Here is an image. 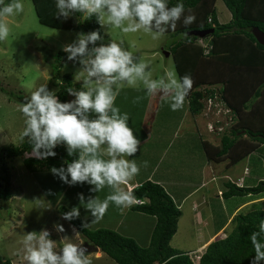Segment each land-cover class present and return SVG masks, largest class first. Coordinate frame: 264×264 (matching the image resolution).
Listing matches in <instances>:
<instances>
[{
	"label": "rangeland",
	"instance_id": "1",
	"mask_svg": "<svg viewBox=\"0 0 264 264\" xmlns=\"http://www.w3.org/2000/svg\"><path fill=\"white\" fill-rule=\"evenodd\" d=\"M80 3L87 11H97L100 14L103 32L101 37H90L87 32L80 29H56L41 24L31 0H0V148L11 144L18 145L31 135L44 131L39 119H35L32 112L33 100L49 98L45 108L40 111L43 116L60 115L68 110L70 103L75 100L76 93H71L66 102H60L54 97L58 89L57 83L61 82L64 74H70L73 83L87 89L88 100H92L96 92L102 91L106 86L147 87L142 92L138 91L140 92L138 96L143 102L146 98L149 100L153 94L168 96L170 93L159 89L163 85L177 89L175 84L179 82L174 61L171 55L165 56L163 51L167 50L170 43L179 40V35L149 29L127 13L123 0H80ZM216 7L218 20L222 23L229 21L231 14L222 0H217ZM202 42L206 43L207 39H203ZM59 50L64 51L65 54L62 58L60 73L56 76L51 62L57 63L55 55ZM44 55L47 56V60ZM262 83L259 85L255 83L252 88V97L247 105L250 111L252 109L249 105L258 101L262 95L261 92L264 91ZM212 87L215 88L216 95L211 102L208 101L209 96L202 98L203 108L193 118L197 120L198 126L201 122L200 125L204 126L205 130H212L214 133L211 134L213 136L211 141L220 144L222 134L227 132L231 125L233 127V123H236L238 118L233 113L231 122V111L220 102L218 88L221 86ZM129 91L121 90L114 100L113 107L111 109H109L110 106L108 107L106 111L108 116L113 114L117 106L115 104L122 103L121 98ZM183 100L174 93L170 99L166 100L165 108L170 107L168 111L164 109L163 115L155 116L152 113V116L147 118V126L152 127L154 133L159 130L167 139L178 136V139L174 138L175 144L179 139L185 138V133L191 131L179 129L174 134L180 117L174 116L171 107L177 110L183 108ZM98 102L99 100L94 103L96 108H98ZM92 104V101H89L88 107ZM261 109L256 107L255 110L259 114L251 115L246 122L248 125L244 129L240 128L239 131L249 129L251 126L264 134V109ZM88 110L86 109L78 116L75 126L82 123L87 127L95 121L96 115L85 117ZM118 119L127 120V117L122 113ZM124 132L127 133L128 130L125 129ZM86 133V138L92 135V131L87 128ZM100 135V132L98 134L95 132L93 137L99 138ZM205 138L208 139V135L205 134ZM196 142L197 140L192 138L188 144L190 156L195 153L193 145ZM155 146H157L155 140L152 137L149 139L147 135L141 143L139 142L135 152L144 154V151L154 149ZM240 161L242 162L237 169L240 166L242 168V164H247L251 170V178L264 177V143L252 152L249 159L243 158ZM172 164L176 166L174 160ZM11 165L13 166L10 172L11 197L8 200H0V262L9 259L12 264L25 262L41 264L48 258L59 259L58 255L62 257L61 251H64V254L67 253L66 251L71 248L66 245H70L74 236L70 231L73 225L59 215L57 212L59 207L76 211L87 229H96L97 226L91 224L90 220L93 211H89V205L86 206L85 199L88 196L84 195L86 194L85 184L80 182V187L72 192L75 184L73 182L71 188L68 185L64 189L67 190L66 194L60 195V192H55L56 185L51 184L47 189H44V182L38 185L36 182L38 175L28 172L21 158L15 157ZM247 181L246 184L256 185L264 179L259 181L248 179ZM175 190L180 191L181 188ZM81 195H83L82 198ZM240 200L242 196L237 195L233 197V201L224 200L225 211H230L236 205L234 202ZM106 207L105 210L98 208L97 211L102 210L100 217L105 214ZM145 216L141 223L142 229L132 232V237L121 233L120 229H117V232L136 240L139 246L147 247L156 218L150 214ZM107 225L106 222V228ZM53 226L60 228L66 239L63 236L59 237V234L58 239L52 236L51 227ZM80 237L83 238L81 234ZM59 240L66 244L64 249ZM145 243L147 245L142 246ZM191 257L194 258V255ZM103 260H111L115 263L112 259ZM64 264H75V262H64ZM94 264L101 263L94 262Z\"/></svg>",
	"mask_w": 264,
	"mask_h": 264
},
{
	"label": "trees",
	"instance_id": "2",
	"mask_svg": "<svg viewBox=\"0 0 264 264\" xmlns=\"http://www.w3.org/2000/svg\"><path fill=\"white\" fill-rule=\"evenodd\" d=\"M31 1L37 19L43 25L56 29H80L90 37L102 36L100 14L87 11L80 0ZM222 1L231 14L230 20L225 23L218 20L217 0H123V3L127 13L149 29L180 36L179 40L169 44L167 50L174 61L191 114L200 113L202 98L215 95L216 90L212 86H221L218 92L231 111V122L233 113L238 119L233 127L231 125L222 134L220 144L206 138L203 148L212 160L228 158L236 163L264 143V134L257 128L250 126L239 131L248 125L246 122L251 115L259 114L256 107L264 109V91L262 95L260 93L258 101L249 105L252 111L247 109L254 84H264V45L259 44L250 32L252 26L264 31V0ZM209 17L211 22H208ZM212 27L214 32L205 38L187 35L191 30ZM203 39H207V42L203 43ZM64 54L59 50L55 55L57 63L51 62L56 76L60 73ZM44 58L47 60L46 55ZM57 85L54 97L60 102H66L71 93H76L68 110L60 115L43 116L40 111L45 108L49 98L33 100L32 112L44 131L31 135L18 145L0 148V200L11 197L10 172L15 157L21 158L27 171L36 175L63 166L72 167L82 156L83 147L70 144L67 131L69 121L86 103V88L73 83L70 74H64ZM212 132L208 131L207 135ZM243 133L248 138L241 137ZM262 191L264 181L248 187L228 181L222 195L228 198ZM130 194L135 198L147 199L134 205L135 210L156 218L147 247L139 246L131 237L120 235L112 229L89 230L83 225L79 214L69 208L59 207L57 212L85 240L97 245L117 264H264V206L255 203L247 210L236 213L225 229L224 237L211 241L195 263V254L180 251L170 244L181 212L164 188L157 182L146 180L135 186ZM0 264L12 263L6 259Z\"/></svg>",
	"mask_w": 264,
	"mask_h": 264
},
{
	"label": "crops",
	"instance_id": "3",
	"mask_svg": "<svg viewBox=\"0 0 264 264\" xmlns=\"http://www.w3.org/2000/svg\"><path fill=\"white\" fill-rule=\"evenodd\" d=\"M107 78L109 79V77ZM175 87H177L176 90L163 85L159 89L170 93L168 96L153 94L149 100L146 98L144 102L138 96V93L147 88L142 86L138 88L133 85L106 86L102 91H99L101 94L96 92V96L92 100H88L86 92V103L69 121L67 131L68 142L83 147L80 160L72 167L63 166L54 170L38 172L36 174L38 181L36 180V182L38 185L41 184L40 182H44V189H47L51 184L56 185L55 192H60V195H65L67 190L64 189L68 185L71 188L73 182L75 184L72 192L79 188L80 182H82L86 186V194L84 195L88 196L85 199L87 200L86 206L89 205V211H93L90 218L91 224L97 226L96 228H106L107 222L108 229L116 230V232L117 229H120L121 233L131 237L132 232L142 229V220L147 215L133 208L137 204L134 201L140 199L145 202L147 199L132 197L130 191L146 180L157 182L164 188L181 212L177 221L176 232L170 244L180 251L200 256L211 241L225 235V229L230 225L236 213L247 210L255 203L264 206V191L258 194L247 193L242 195V200L234 202L235 207L226 212L224 200L233 201L234 196L223 197L225 183L230 181L237 186L248 187L254 186L246 184L248 179L259 181L263 180L264 177L251 178V170L247 164H242V168L241 166L239 168L241 171H239L237 168L242 162L240 160L232 163L228 158L215 161L207 157L203 148V140L206 139L205 134L207 135L208 131L200 125L201 122L198 126L197 120L193 118L194 115L188 108V102L184 98L180 83H176ZM121 90L130 91L121 98L120 102L122 103L115 104L117 106L113 114L108 116L106 111L109 106V109L113 107L114 100ZM135 93H137V97ZM174 93H177L182 100L184 99L183 108L177 110L175 107H171L174 116L180 117L174 134L179 129L191 130L189 133H185V138L179 139L176 144L174 138L176 140L178 136H171L170 139H167L159 130L154 133L153 128L147 126L148 117L160 116L165 113L164 109L169 110L170 107L165 108L166 100L170 99ZM98 100L99 105L96 108L94 103ZM89 101L93 103L91 107H88ZM86 109L89 110L85 117L96 115L95 121L87 127L82 123L75 126L76 119ZM122 113L125 114L127 120L118 119ZM86 128L92 131V135L87 138ZM125 129L128 130L127 133L124 132ZM97 131L101 133L99 138L93 137L95 132L98 134ZM147 135L149 139L152 137L155 140L157 146L154 149L144 151V154L143 152L136 154L135 148ZM208 137L211 140L213 136L209 135ZM241 137L248 138L245 133ZM192 138L196 139L197 142L193 145L195 153L190 156L188 144ZM143 155L144 157H142ZM250 155L252 153L244 157L245 160L249 159ZM172 160L176 166L172 164ZM221 167L223 168L221 169ZM159 169L161 170L159 171ZM235 169L237 170L235 171ZM192 177L193 179H191ZM178 188L181 190L176 191L175 189ZM89 198L91 199L89 200ZM105 206H107L106 212L100 217ZM98 208L103 209L97 211ZM150 220L152 221V218ZM61 231L56 226L51 227L52 236L58 239L57 235L59 234V237L63 236L66 239ZM70 231L74 235L70 245L59 240L62 249L65 248V245L73 248L83 243L84 239L80 237L75 227L71 226ZM43 234L42 232L41 235L43 236ZM143 245L146 246L147 244ZM68 254L65 253L62 257L58 255L59 259L57 260L48 258L41 264H64V262L115 264L111 260H103L110 258L99 248L96 252L89 254ZM24 264L28 263L25 262Z\"/></svg>",
	"mask_w": 264,
	"mask_h": 264
},
{
	"label": "water",
	"instance_id": "4",
	"mask_svg": "<svg viewBox=\"0 0 264 264\" xmlns=\"http://www.w3.org/2000/svg\"><path fill=\"white\" fill-rule=\"evenodd\" d=\"M213 32H214V28L212 27V28L202 29V30H191L187 32V35H193L199 38H204L207 35L212 34ZM250 32L253 34V36L255 37L256 41L259 44L264 45V31L259 29L257 26H252L250 28ZM163 53L165 56H169V51L164 50ZM97 250H98L97 245L87 240H84L81 245L71 248L67 250L66 252L69 254H84V253L89 254V253L96 252ZM63 254H64V251H61L60 255H63Z\"/></svg>",
	"mask_w": 264,
	"mask_h": 264
},
{
	"label": "built area",
	"instance_id": "5",
	"mask_svg": "<svg viewBox=\"0 0 264 264\" xmlns=\"http://www.w3.org/2000/svg\"><path fill=\"white\" fill-rule=\"evenodd\" d=\"M208 22H211V18H210V17L208 18ZM215 95H216V94H215ZM215 95H214V96H215ZM212 99H213V97H209V98H208V101L211 102ZM134 202H135V203H142L143 201L140 200V199H135Z\"/></svg>",
	"mask_w": 264,
	"mask_h": 264
},
{
	"label": "clouds",
	"instance_id": "6",
	"mask_svg": "<svg viewBox=\"0 0 264 264\" xmlns=\"http://www.w3.org/2000/svg\"><path fill=\"white\" fill-rule=\"evenodd\" d=\"M204 38H205V37H204ZM169 55H170V51H169ZM220 97H221V96H220ZM220 102H222V103L225 105V103H224L221 99H220ZM226 108H227V107H226ZM143 202H144V201H143ZM143 202H142V203H143ZM137 204H140V203H137ZM98 248H99V247H98ZM199 257H200V256H197V255H196V260H197V262H198Z\"/></svg>",
	"mask_w": 264,
	"mask_h": 264
}]
</instances>
